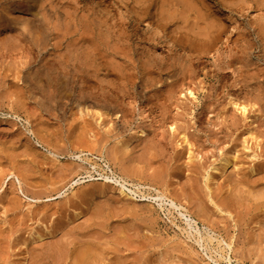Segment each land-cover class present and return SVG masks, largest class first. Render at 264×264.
Wrapping results in <instances>:
<instances>
[{
  "label": "rangeland",
  "instance_id": "rangeland-1",
  "mask_svg": "<svg viewBox=\"0 0 264 264\" xmlns=\"http://www.w3.org/2000/svg\"><path fill=\"white\" fill-rule=\"evenodd\" d=\"M2 1L0 10L5 11L4 17H16L18 14L14 12L13 6ZM23 1L34 4L35 11L39 12L41 18L47 16L48 11L60 12L61 21L46 17L50 25L44 24L47 27L42 28V31L44 29L47 36L50 31L59 35L48 36L46 43L54 45L53 41H56L59 42L57 45L61 43V48L65 49L67 44L63 43L61 36L67 31L66 35L70 39L72 37L69 42L74 43L69 46L76 44L78 47L76 53H72L78 59L77 62L91 64L92 71L100 65L96 69L99 70V77L92 79L98 82V94L105 101L103 106H94L88 112H80L79 108L70 109L71 107L41 108L38 104L40 99L29 93L26 80L33 84L40 82L34 72L42 56L37 51H34L37 53L35 54L29 50V47L26 49L17 39H0V185L4 182L3 189L0 188V264H72V257L67 260H53L51 257L55 250V254L63 250L77 254L86 246L90 250V242L97 245L96 248L91 244L93 248L103 251L109 257L100 264H114L115 252L119 248L124 249L120 252L129 256V260L137 258L135 264H264V197L261 201L260 198L258 201L255 199L256 193H264V0H121L135 12L139 11L142 3L153 4L154 13L159 15L162 12L161 16L168 18L169 22L164 20L163 23L167 27L165 29L175 36L177 48L156 37L144 22L141 25L129 24L113 0L19 2L25 5ZM187 4L189 10L184 7ZM63 9L65 13L62 12ZM164 13L169 14L166 16ZM168 15L173 17L170 18L171 21ZM185 21L188 22L184 23ZM64 23L70 24L64 27ZM21 24L23 23L18 25ZM207 25H215V28L212 27L215 31L207 28ZM83 32H88L91 39L87 38L92 43L84 41V44L77 39L80 34L83 36ZM237 33L241 38L235 37ZM205 34L208 35L207 38ZM73 38L79 41L74 42ZM227 38H231V44H224ZM213 42L222 51L220 57L214 53L210 56L200 53L201 49L211 48L212 51L213 45L216 46ZM96 43L99 46H94ZM204 43H208V47ZM91 49H94V55ZM241 49H246V53L241 54ZM236 52L246 61L240 62L235 57ZM230 60L234 62L228 68L226 62ZM236 65L237 69L240 66L238 70ZM242 72H246V76ZM188 87H191L192 95L187 91ZM65 96L63 100L70 99L69 93ZM109 99L112 100L109 102ZM236 100L238 104L244 102L247 105L250 112L247 118L244 119L246 116L231 104L230 101ZM251 104L255 107L252 108ZM106 105L108 106L104 107ZM98 113L100 120H97ZM146 115L152 121L147 122L144 118ZM83 120L88 121L89 126H81ZM252 121L256 128H250H255L254 135L259 134L255 135L258 139L256 141H251L246 134L248 124ZM139 126L144 128L147 135L127 144ZM182 137L189 142L182 143ZM190 153L194 158L192 160H189ZM220 153L237 158L235 161H238V168H231L232 172L218 182L207 183L209 175H216L211 169L217 165ZM79 155H85L88 161L82 164L83 168H78L81 164L76 157ZM121 165L135 172L131 179L127 178L129 189H135L134 186L155 188V191L149 193L155 195L158 191L165 194V205L160 208L158 202L142 204L137 200H127L119 195L117 187L103 181L71 186L79 178H82L79 182L90 180L89 176L94 179L122 177ZM23 169H30L31 172L29 178L23 177L25 183L22 182V190L25 197L33 199L32 202L16 190L19 188L16 177L22 180L19 174ZM60 169L65 170L64 175H60ZM11 173L15 177H11ZM252 173L254 174L248 176ZM259 175L263 176L262 179ZM27 179L33 181L29 182ZM229 181L231 182L228 183ZM208 186L211 187L210 190ZM254 186L255 191L261 188L262 192L260 193V189L259 192L253 191ZM248 187L253 192H249ZM102 189L105 191L101 192ZM37 195L41 197H36ZM173 199L177 203V209L170 208V200ZM222 201L234 205L231 214L224 209L221 213L223 216L216 212V208L224 204ZM255 205L258 211L261 209L260 213H256L258 211ZM167 209H170V215ZM74 212L81 215L76 219ZM135 213L140 216L136 217ZM180 214L198 223L197 230L203 238H216L213 241L215 247L218 239L223 241L222 248H225V243H230L231 250L226 248L228 253H223L221 258L220 253L215 254L213 250L210 254V251L201 248L196 242L197 232L193 231L194 235L188 236L184 218ZM217 218H221V221ZM140 219L144 222H138ZM211 220L213 224L207 226V222ZM131 221L143 223V227L142 224L139 225L140 234L131 230V237L128 239L138 244L137 249L134 248L135 244L132 246V242L129 244L131 248H126L123 243L124 246L120 245V239L117 240L120 232ZM78 226H84L90 231L80 233L82 229L76 231ZM118 229L121 231L117 234ZM44 230L56 233L51 238L52 241L56 239L53 241L54 246H50L52 241L44 234ZM36 233L42 237L45 235L44 239L36 241ZM45 242L49 244L45 245ZM93 248L91 250H95ZM34 249L41 254L37 252L40 260H36L39 262L34 261ZM120 252L116 254V259H124ZM110 253L114 256L113 259ZM130 255L136 258H131ZM116 262L118 261L115 264Z\"/></svg>",
  "mask_w": 264,
  "mask_h": 264
},
{
  "label": "bare ground",
  "instance_id": "bare-ground-1",
  "mask_svg": "<svg viewBox=\"0 0 264 264\" xmlns=\"http://www.w3.org/2000/svg\"><path fill=\"white\" fill-rule=\"evenodd\" d=\"M1 1V0H0ZM19 1H21V0H3L2 2H5L6 4H11V6H13V9H14V12L15 13H17L18 15L15 17H12L13 15H11L10 17H12V19H10V20H8L10 17H8V19H7V17L5 18L4 17V15H3V13L5 14V11L3 12L2 11V9L0 10V11H2V12H0V39H2V38H11V39H17L21 44H22V46H24L26 49H27V47H29L30 49L29 50H31V51H37V53L39 54V56H42V59L40 60V61H38V67H37V70L34 72V75L40 80V82L39 83H36V84H33V83H30L29 82V80L27 81L26 80V78H25V80H26V82H27V89H28V91H29V93L31 94H33V95H36L37 96V98H39L40 99V101L38 100V104H39V106L41 107V108H47V109H54V108H58V107H63V109L66 107V109L69 107H71L70 109H77V108H79V110H81L80 112H83L84 110H87L86 112H88V110L89 109H91V108H94V106H96V108H97V106H103L104 104V101H105V98L102 96H100L101 94H98V88H99V86L97 85V83L95 82V80L94 79H92V78H96V77H99L98 76V71L99 70H94V71H92L91 69H92V65L91 64H87L86 62L85 63H78L77 62V58L74 56H72V53H76V51H77V45L75 44V45H71V46H69V44L70 43H73L72 41L71 42H69L71 39H72V37H71V39L66 35V33H68L67 31H65V30H63V31H65L66 33H64L62 36H61V40L63 41V43L65 42L67 45H65V49H62L61 48V43L59 44V45H57L59 42H56V41H53V42H55L54 43V45L52 44V45H49L48 43H46V39H48L47 37L49 36V37H54V36H59V35H56L57 33H52V31H50L49 32V35L47 36V32H46V34H45V32H44V29H43V31H42V28H45V27H47L48 25H50L49 24V21L47 20V18L46 17H50V18H54V19H56L57 21H61L60 20V16H59V13H57V12H52V11H48V15L46 16L45 15V17L44 16H42V18L39 16L40 14H39V12H37V11H35V5L33 4L32 5V3L30 4V2L27 4V2H25L24 3V1H23V3L25 4V5H23V4H21ZM114 1V3L116 4V7H117V9H118V11L121 13V15L126 19V21H128V23L129 24H137V25H141V23H145V26L146 27H148V28H151V30H152V32L154 33V35L156 36V37H158V38H162V39H164V40H166L167 41V43L171 46V47H174V48H177V46H178V42H177V40L165 29V28H167L166 27V25H165V23H163V21L165 20L166 22L168 21L169 22V20H168V18L167 19H164V17H162L161 16V13L162 12H160L159 13V15L158 14H156V12L154 13L153 12V8H154V6H153V4H149V5H146L145 3H142L140 6H139V11L138 12H135V11H133V10H131V9H129V7L128 6H126L121 0H113ZM168 1H170V0H168ZM182 1V0H181ZM39 2V1H38ZM40 2H42V0L40 1ZM174 2V1H173ZM172 2V3H173ZM180 2V1H179ZM186 2H187V0H186ZM236 2V1H235ZM260 2V1H259ZM175 3H177V2H175ZM182 3H185V2H182ZM220 3V2H219ZM5 4V5H6ZM136 4V3H135ZM169 4L171 5V3L169 2ZM188 4H190V2L188 3ZM188 4H187V6H184V7H186V8H188V10L190 9L189 7H188ZM192 4V3H191ZM222 4V3H221ZM185 5H186V3H185ZM224 5V4H223ZM242 5V4H241ZM240 5V6H241ZM257 5V4H256ZM2 6V5H1ZM178 6H179V4H178ZM189 6H191V7H194V6H192V5H189ZM207 6V5H206ZM227 6V5H226ZM3 7V6H2ZM58 6L56 5V8H57ZM212 7H213V5H212ZM4 8V7H3ZM6 8H7V6H6ZM8 8H9V6H8ZM54 8H55V6H54ZM60 8V7H59ZM62 8H64L63 7V5H62ZM62 8H60V10L62 9ZM195 8V7H194ZM210 8H211V6H210ZM12 9V8H11ZM12 9V10H13ZM208 9V8H207ZM238 9V8H237ZM4 10H6V9H4ZM10 10V9H9ZM11 10V11H12ZM52 10V9H51ZM55 10V9H54ZM161 10V9H160ZM222 10V9H221ZM228 10V9H227ZM239 10V9H238ZM8 11V10H7ZM11 11H9V13L11 12ZM57 11V10H56ZM65 10L63 9L62 10V12L63 13H65L64 12ZM158 11V10H157ZM166 11V10H165ZM164 11V12H165ZM213 11V10H212ZM13 12V13H14ZM61 12V13H62ZM168 12H169V10H168ZM191 12V11H190ZM242 12V11H241ZM9 13L8 14H6V15H9ZM62 13V14H63ZM67 13V12H66ZM170 13V12H169ZM169 13H167V14H169ZM235 13H238V12H235ZM11 14V13H10ZM165 14V13H164ZM163 14V15H164ZM167 14H165L166 16H167ZM233 14V13H232ZM16 15V14H15ZM63 15H65V14H63ZM62 16V15H61ZM63 17V16H62ZM67 17V16H66ZM168 17H169V15H168ZM189 17V16H188ZM241 17V16H240ZM170 18H173L172 16L171 17H169V19ZM208 18V17H207ZM62 19V18H61ZM124 19V20H125ZM185 19V18H184ZM187 19V18H186ZM189 19V18H188ZM50 20V19H49ZM66 20V19H65ZM175 20V19H174ZM177 20V19H176ZM64 21V20H63ZM170 21H171V19H170ZM179 21V20H178ZM182 21H184L183 19H182ZM189 21V20H188ZM187 21V22H188ZM213 21V20H212ZM212 21L210 22V23H212ZM20 22L21 23H23V24H21V25H18V24H20ZM65 22V21H64ZM186 21L184 22V23H187ZM214 22V21H213ZM233 22H235V21H233ZM238 22V21H237ZM171 23H173V22H171ZM183 23V22H182ZM183 23V24H184ZM210 23H208V24H210ZM215 23V22H214ZM227 23V22H226ZM44 24L45 25H47V26H44ZM65 24V23H64ZM70 24V23H69ZM69 24H65V25H63L64 27L66 26V25H68L69 26ZM213 24V23H212ZM211 24V25H212ZM220 24V23H219ZM218 24V25H219ZM95 25V24H94ZM240 25H241V23H240ZM21 26V27H20ZM90 26V25H89ZM215 26V25H214ZM214 26H212L213 28H215ZM224 26V25H223ZM170 27V26H169ZM174 27V26H173ZM209 27H210V29H212V27L209 25ZM208 27V25H207V28H209ZM218 27V26H217ZM225 27V26H224ZM223 27V28H224ZM18 28V29H17ZM19 28H23L24 30H26V31H28L27 33H28V35H27V33H26V31L25 32H23L24 30H21V29H19ZM49 28V27H48ZM51 28V27H50ZM67 28V27H66ZM71 28H73L72 27V25H71ZM90 28V27H89ZM218 28H220V26L218 27ZM217 28V29H218ZM46 29V28H45ZM253 29V28H252ZM260 29V28H259ZM262 29V28H261ZM62 30V29H61ZM85 30H88L89 31V29H85ZM213 30V29H212ZM211 30V31H212ZM221 29H219V31H220ZM225 30V29H224ZM240 30V29H239ZM258 30V29H257ZM47 31V30H46ZM60 31V30H59ZM83 30H81V32H82ZM213 31H215V29L213 30ZM227 31V30H226ZM90 32V31H89ZM91 32H93V31H91ZM216 32H218V31H216ZM221 32H223V31H221ZM221 32H219V33H221ZM229 32V31H228ZM234 32V31H233ZM260 32V31H259ZM262 32V31H261ZM59 33H61V32H59ZM209 33V32H208ZM211 33V32H210ZM80 34V33H79ZM78 34V35H79ZM173 34H175V33H173ZM217 34V33H216ZM233 34V33H232ZM239 33H237V36H235V37H238L239 35H238ZM89 34H88V32H83V36L80 34V38H79V36L77 37V39H80L82 42H86V43H88L89 42V39H91L89 36H88ZM210 35V34H209ZM235 35V34H234ZM245 35H247V34H245ZM87 36H88V38H87ZM90 36H91V34H90ZM207 36L208 35H206L205 34V38H207ZM233 36V35H232ZM244 36V35H243ZM45 37V38H44ZM248 37V36H247ZM56 38V37H55ZM59 38V37H58ZM58 38H57V40H58ZM177 38V37H176ZM204 38V39H205ZM239 38H241V36H239ZM259 38V37H258ZM209 40L211 39V37L210 38H208ZM214 39V38H213ZM222 39H223V37H222ZM238 39V38H237ZM243 39V38H242ZM56 40V39H55ZM97 40V39H96ZM179 40V39H178ZM206 40V39H205ZM215 40V39H214ZM61 41V42H62ZM73 41L74 42H78L77 40H74V38H73ZM93 41V40H92ZM212 41V40H211ZM216 41H219V40H216ZM220 41H221V39H220ZM219 41V42H220ZM234 41V40H233ZM245 41V40H244ZM51 42H52V40H51ZM52 42V43H53ZM67 42H69V43H67ZM85 42H84V44H85ZM91 42V41H90ZM89 42V43H90ZM181 42V41H180ZM204 42H206V41H204ZM229 42H231V38H227L226 39V42L224 43V44H227L228 45V43ZM235 42V41H234ZM239 42V41H238ZM237 42V43H238ZM241 42V41H240ZM249 42V41H248ZM57 43V44H56ZM92 43V42H91ZM94 43H95V41H94ZM236 43V44H237ZM74 44V43H73ZM78 44V43H77ZM200 44V43H199ZM199 44H198V46H199ZM205 44V43H204ZM211 44V43H210ZM213 44H215L216 45V43H214L213 42ZM223 44V45H224ZM229 44H231V43H229ZM234 44V43H233ZM252 44V43H251ZM254 44V43H253ZM264 44V43H263ZM89 45V44H88ZM98 44L96 43V45L94 44V46H97ZM201 45V44H200ZM208 45V43L207 44H205L204 46H206V47H208L207 46ZM247 45V44H246ZM31 46L32 47H35V49L34 48H31ZM81 46V45H80ZM83 46H86V45H83ZM99 46V45H98ZM198 46H197V49H198ZM225 46V45H224ZM231 46V45H230ZM238 46V45H237ZM249 46H251V45H249ZM264 46V45H263ZM209 47H211V45L209 46ZM213 47H214V49L211 51V48L208 50V48L206 49V50H203L202 51V49H201V52L199 51V50H197V52L199 51L201 54H205L206 53V55L208 54L209 56H210V54L211 53H214V54H216V55H218L219 57H220V55H221V50H220V47H218L217 45L216 46H214L213 45ZM226 47V46H225ZM236 47V46H235ZM92 48H93V46H92ZM202 48H203V44H202ZM229 48V47H228ZM242 48V47H241ZM244 48V47H243ZM68 49H71V50H68ZM94 49H95V47H94ZM94 49L92 50V55H94ZM98 49V48H97ZM96 49V50H97ZM233 49H234V47H233ZM232 49V50H233ZM237 49V48H236ZM251 49V48H250ZM254 49V48H253ZM264 49V48H263ZM64 50H65V53H64ZM80 50V49H79ZM90 50V51H91ZM96 50H95V52H96ZM225 50V49H224ZM232 50H230V51H232ZM246 50V49H245ZM245 50L244 49H241L240 50V52H241V54H245L246 52H245ZM249 50V49H248ZM31 51H29V52H31ZM238 51V50H237ZM34 52V53H35ZM62 52L64 53V54H62ZM67 52H68V54H67ZM227 52V51H226ZM235 52V51H234ZM37 53H35V54H37ZM97 53H98V51H97ZM96 53V54H97ZM229 53V52H228ZM256 53V52H255ZM258 53V52H257ZM89 54H91V52L89 53ZM213 54V55H214ZM231 54V53H230ZM232 54H233V52H232ZM236 54L238 55V53L236 52ZM252 54V53H251ZM254 54V53H253ZM260 55H261V53H259ZM262 54H264V53H262ZM99 55V54H98ZM207 55V56H208ZM212 55V54H211ZM225 55H227V53L225 54ZM235 56L240 62H241V60L243 59V58H241L242 56ZM258 55V54H257ZM100 56V55H99ZM99 56H97V57H99ZM218 56L216 57L217 59H218ZM245 56V55H244ZM52 57V59H49V58H51ZM93 57V56H92ZM101 57V56H100ZM202 57V56H201ZM232 57H234V56H232ZM234 57V58H235ZM248 57H249V54H248ZM258 57H261V56H259L258 55ZM264 57V56H263ZM228 58H229V56H228ZM252 58V57H251ZM58 59H61L60 61H58ZM81 59V58H80ZM221 59V58H220ZM230 59V58H229ZM253 59V58H252ZM101 60V59H100ZM219 60V59H218ZM191 61V60H190ZM238 61V62H239ZM245 61H246V59H245ZM244 60H242V62H245ZM233 62H234V60H230V61H227L226 62V65H227V67L228 68H231V65L233 64ZM235 62H237V61H235ZM101 63V62H100ZM201 65H203V63L201 64ZM200 65V66H201ZM235 65V64H234ZM242 65V64H241ZM248 65V64H247ZM108 66V65H107ZM237 66L238 65H236V69H237ZM221 67V66H220ZM226 67V68H227ZM197 68H200V67H197ZM219 68V67H218ZM223 68V67H222ZM239 68H240V66H239ZM238 68V69H239ZM242 68H244V67H242ZM246 68V67H245ZM237 69V70H238ZM198 70V69H197ZM221 70V69H220ZM234 70V69H233ZM212 71V70H211ZM211 71H210V73H211ZM215 71V70H214ZM222 71H223V69H222ZM229 71V70H228ZM228 71H226V72H228ZM254 71V70H253ZM213 72V71H212ZM224 72H225V70H224ZM232 72H234V71H232ZM241 72V71H240ZM248 72V71H247ZM250 72V71H249ZM220 73V72H219ZM239 72H237V74H238ZM245 73L246 72H244V74H243V72H242V74L243 75H245ZM258 74H259V72H257ZM222 74V73H221ZM225 74H227L228 75V73H225ZM225 74H224V76H225ZM230 74V73H229ZM253 74H254V72H253ZM263 74V73H262ZM207 75V74H206ZM219 75V74H218ZM232 75V74H231ZM239 75H241V73L239 74ZM238 75V76H239ZM242 75V76H243ZM251 75H252V72H251ZM209 76V75H208ZM222 76V75H221ZM229 76V75H228ZM246 76V75H245ZM259 76V75H258ZM263 76V75H262ZM28 77V76H27ZM250 77V76H249ZM29 78V77H28ZM241 78H243V77H241ZM254 78V77H253ZM98 79V78H97ZM221 79H222V77H221ZM247 79V78H246ZM221 81V80H220ZM243 81V80H242ZM96 83V84H95ZM258 85V84H257ZM258 86H260V85H258ZM264 87V86H263ZM262 87V88H263ZM97 89V90H96ZM180 89H181V87H180ZM190 89H191V87H190ZM189 89V87H188V89H187V91H190V95H192L193 93H192V91ZM264 89V88H263ZM260 90V89H259ZM259 92V91H258ZM66 93H69V97H70V99H66V100H68V101H66V100H63V99H65L66 98V96H65V94ZM65 96V98H63ZM101 97V98H100ZM105 97H108V96H105ZM264 96L262 95V98H263ZM103 98V99H102ZM112 100V99H111ZM110 99H109V102L111 101ZM239 101V100H238ZM264 101V100H263ZM230 102H232L231 104L232 105H234L239 111H240V113L243 115V116H246V117H244V119L245 118H247V115H248V113H250L249 112V110H248V107H247V105H245L244 104V102L243 103H236L237 102V100L235 101V102H233V101H230ZM106 103V102H105ZM117 104V103H116ZM111 105V104H110ZM252 105L253 104H251V107H252ZM108 105H106V106H104V107H107ZM257 106V105H256ZM262 106V105H261ZM110 107V106H109ZM117 107H120V106H117ZM249 107H250V105H249ZM255 107V105L252 107V108H254ZM114 108V107H113ZM116 109V108H115ZM121 110L120 111H122V108H120ZM259 109V108H258ZM257 109V110H258ZM79 110H78V112H79ZM100 110H101V108H100ZM108 110V109H107ZM252 110V109H251ZM250 110V111H251ZM115 111V110H114ZM255 111V110H254ZM95 112H97V111H95ZM99 112V111H98ZM116 112H117V110H116ZM256 112V111H255ZM77 113V112H76ZM100 113V112H99ZM99 113H98V116H99ZM252 113V112H251ZM101 114V113H100ZM116 114V113H115ZM97 115V114H96ZM257 115V114H256ZM259 115V114H258ZM102 116V115H101ZM255 116V115H254ZM258 117V116H257ZM98 118V117H97ZM146 120H147V122H150V121H152V120H150V116L149 115H146L145 117H144ZM255 119V118H254ZM97 120H100V116H99V119H97ZM249 120V119H248ZM81 122V121H80ZM249 122H251V120L249 121ZM248 122V123H249ZM88 124V121H86V120H83L81 123H80V125L81 126H83V127H86V125ZM90 124V123H89ZM89 124H88V126H89ZM252 126H254V122L252 121V123H249L248 124V130H247V132H246V134L248 135V136H250V140L252 141H256V140H258V139H256V136L255 135H257V134H255L254 135V133L253 132H256V131H253L255 128H256V125L253 127L254 129L252 130V128H250V127H252ZM147 134H146V131L144 130V128L143 127H137V129L134 131V133H133V135H132V137H131V141H129L127 144H129V143H131L132 141H137V140H140V139H142L143 137H145ZM259 135V134H258ZM183 138V137H182ZM182 138H181V140H182ZM246 138V137H245ZM245 138H244V143H245ZM258 138V137H257ZM248 139V140H249ZM187 143V142H189L188 140L186 141V139L185 138H183V141H182V143ZM257 148H258V146H256ZM80 153H82V152H80ZM192 159H194L193 158V156H192V154L190 153V156H189V160H192ZM76 160L81 164V165H78V168H83V165L82 164H85L86 162H88L87 161V158L85 157V155H79V156H77L76 157ZM235 160H237V158L236 159H233V158H230L228 155H226V154H224V153H220V157H219V159H218V162H217V165H214L213 167H212V171L214 172V173H216V175L214 176V177H211L210 175L207 177V183L208 182H218V180L220 179H223L224 177H227V175H228V173L231 171V168L232 169H237L238 168V165H237V163L236 162H238V161H235ZM78 164V163H77ZM123 165V164H122ZM121 165V170H122V177H109V176H106V177H100V178H96V179H94V178H92V176H89V178H90V180H87V181H82V182H79L82 178H79L78 180H76L75 182H74V184H72L71 186L73 187L74 185L76 186V185H80V184H82V183H85V182H92V181H94V182H97V181H103L105 184H107V183H109V184H113L115 187H117L118 189V193H119V195L120 196H122V197H124L125 199H127V200H137V201H139V202H142V204H143V202H149V201H151V202H158V206L160 207V208H162L164 205H165V198H166V196H165V194H163V193H160V192H158V191H156V194L154 195H151L150 193H149V191H155L156 189L155 188H152V187H140V186H134L135 184H132V186H134L135 187V189H129L128 188V186H127V178H132V176H134L135 175V172H132V171H130V170H132V169H128L127 168V166L125 167H123ZM76 167H77V165H76ZM241 167V166H240ZM27 168H29V167H27ZM33 168H31V170H32ZM253 169V168H252ZM17 170H19V169H17ZM24 170V169H23ZM232 172V171H231ZM254 172V171H253ZM258 172V171H257ZM133 173H134V175H133ZM251 173V172H250ZM18 174H19V171H18ZM65 174V170L64 169H60V175H64ZM254 173H252V174H249L248 176H250V175H253ZM11 175V177H15L14 175H13V173H11L10 174ZM21 177H22V180H21V178L19 179L18 177H16V183L18 184V186H19V188L17 189L16 188V190H19L20 191V193H21V195L22 196H24L23 194V190H22V182L23 181H25V179L23 180V177H26V178H29L30 177V175H31V172H30V169H29V171L28 170H24V171H21L20 172V174H19ZM259 178L261 177V179H262V175L260 176H258ZM243 178H245L244 176H243ZM255 179L257 178V177H254ZM253 178V179H254ZM11 179V178H10ZM9 179V180H10ZM246 179H247V177H246ZM8 180V181H9ZM28 180V179H27ZM30 180V179H29ZM28 180V181H29ZM244 180V179H243ZM256 180H258V179H256ZM27 181V184H29V182H31V181H33V180H31V181H29L28 182ZM154 181H156V180H154ZM248 181H249V179H248ZM210 182V183H211ZM231 181H229L228 183H230ZM23 183H25V182H23ZM155 183V182H154ZM252 183V182H251ZM3 184H4V182H3ZM3 184H1L0 185V188L1 189H3L2 187H3ZM31 184V183H30ZM35 184V183H34ZM139 184V183H138ZM138 184H136V185H138ZM152 185V184H151ZM209 185V184H208ZM248 186V185H247ZM246 186V187H247ZM207 188H209V190H210V186H208ZM254 188H255V186H254ZM254 188H252V190L254 189ZM248 190H249V192H253V191H255L256 190V188L253 190V191H251V188H247ZM257 189H258V187H257ZM260 189V193L262 192L261 191V188H259ZM258 189V190H259ZM143 190H145V191H143ZM146 190H148V191H146ZM247 190V191H248ZM257 190V191H258ZM105 190L104 189H102V191L101 192H104ZM257 191H255V192H257ZM212 192V191H211ZM210 192V193H211ZM248 192V193H249ZM259 192V191H258ZM248 193H247V195H248ZM104 194V193H103ZM200 194V193H199ZM238 194L239 193H237V196H238ZM241 194H242V192H241ZM241 194H240V196H241ZM244 194V193H243ZM251 195H252V193H250ZM257 194V196H256V200L258 201V199H259V201H261L262 199H263V195H264V193H262V194H260V195H258V193H256ZM262 195V196H261ZM36 197H41L40 195H37ZM35 197V198H36ZM173 197V196H172ZM218 197V196H217ZM220 197V196H219ZM249 197H250V195H249ZM24 198L25 199H27L28 201H30V202H32L33 201V199H28L27 197H25L24 196ZM50 198V197H49ZM222 198V197H221ZM221 198L219 199V201L221 200ZM239 198V197H238ZM242 198V197H241ZM262 198V199H261ZM169 199V198H168ZM201 199V198H200ZM237 199V198H236ZM235 199V200H236ZM240 199V198H239ZM238 199V200H239ZM39 200V199H38ZM174 200V199H173ZM173 200H170L171 202H170V208L171 209H177L178 208V206L176 205L177 203H175V200L173 201ZM242 200H245V199H242ZM256 200H255V202H256ZM264 200V199H263ZM232 201V200H231ZM240 201V200H239ZM213 202V201H212ZM211 202V203H212ZM222 202H224V201H222ZM222 202H220L221 204H222ZM237 202V201H236ZM210 203V204H211ZM251 203V202H250ZM219 204V203H218ZM135 205V204H134ZM136 205H138V204H136ZM238 205V204H237ZM249 205V204H248ZM145 206V205H144ZM222 206H223V208H222ZM221 207H217L216 208V212H219L220 214L223 212V209H224V211L225 210H228V214H231L230 212L232 211V209H233V207H234V205H232L231 203H228V202H224V204L222 205ZM241 206V205H240ZM239 206V207H240ZM133 207V206H132ZM242 207V206H241ZM241 207H240V210H241ZM243 207H245V206H243ZM242 207V208H243ZM263 207V206H262ZM249 208V207H248ZM251 208H252V206H251ZM256 208H258V207H256V205H255V209ZM124 209H126V208H124ZM245 209H246V207H245ZM254 209V210H255ZM263 209H264V207H263ZM137 210V209H136ZM248 210V209H247ZM250 210V209H249ZM257 210V209H256ZM261 210V209H260ZM259 210V211H260ZM130 211H132V210H130ZM133 211H135V209L133 210ZM132 211V212H133ZM167 211H168V213H169V215L171 214V212H170V209H167ZM215 211V210H214ZM236 211H238V210H236ZM244 211V210H243ZM258 211V210H257ZM256 212V213H260V212ZM212 212H213V210H212ZM242 212V211H241ZM245 212V211H244ZM255 212V211H254ZM253 212V213H254ZM262 212V211H261ZM98 213L99 212H97V215H98ZM150 213V212H149ZM213 213H215V212H213ZM212 213V214H213ZM248 213H249V211H248ZM247 213V214H248ZM252 213V214H253ZM136 214V215H135ZM135 214H133V216L135 215L136 217L137 216H140V215H137V213H135ZM138 214H139V212H138ZM148 214V213H147ZM203 214V213H202ZM219 214V215H220ZM237 214H238V212H237ZM247 214H246V216H247ZM255 214V213H254ZM81 214L79 213V212H74V216H75V218L77 219L79 216H80ZM130 216L132 215V214H129ZM144 215V214H143ZM181 215V217L182 218H184V221H185V226H186V228H185V231H187V234H188V236H193L194 235V233H193V231L196 233L197 232V235H198V237L196 238L197 240H196V242H197V244H199L200 245V247L201 248H203L204 250H206L207 252L208 251H210V254L213 252V250H214V252H215V254H218V255H220L221 254V258L223 257V253H228V250H231V244L229 243H225L226 245H225V248H222V246H221V244L223 243V241L221 240H218L217 239V245H216V247L214 246V244H213V241H214V239H216V238H214L213 236H207L206 238H203L199 233H198V230H197V228H198V223L196 222V221H193L190 217H187V216H185L184 214H180ZM199 215V214H198ZM214 215V214H213ZM216 215H218L217 213H216ZM222 215V214H221ZM239 215V214H238ZM237 215V216H238ZM242 215V214H241ZM95 216H96V214H95ZM94 216V217H95ZM132 216V217H133ZM145 216V215H144ZM200 216V215H199ZM223 216V215H222ZM237 216H236V218H237ZM253 217H254V215H252ZM250 217L249 216V218H253V217ZM135 217V218H136ZM202 217V216H201ZM200 217V218H201ZM203 217H204V215H203ZM206 217V216H205ZM215 217V216H214ZM233 217H235L234 216V213H233ZM241 217V216H240ZM243 217V216H242ZM256 217V219H257V216H255ZM74 218V217H73ZM96 218V217H95ZM199 218V217H198ZM207 219H210V218H208L207 217ZM217 219H220L219 221H221V218H217ZM254 219V218H253ZM153 221H154V219H152ZM202 220V219H201ZM237 220H239V219H237ZM241 220H243V219H241ZM245 220V219H244ZM259 220V219H258ZM138 221V220H137ZM140 221H142V222H144L143 220H139L138 222H140ZM138 222H136V221H133V223H132V221H131V224L129 225V226H127L126 227V229H123V231L122 232H120L121 230H119L120 229V227H119V231L118 232H116L117 234L120 232V235H119V238H117V240L118 239H120V242H121V244L120 245H125V247L126 246H129V244L132 242V240L131 241H129L128 239H130V237H129V235H131L130 234V232H132V231H137V233L139 232V230L141 229L140 228V226H141V224H142V227H143V223H138ZM205 222V221H204ZM203 222V223H204ZM207 222V221H206ZM245 222V221H244ZM258 222V221H257ZM125 224V223H124ZM128 224V223H127ZM146 224V223H145ZM207 226H209V224H213V222H212V220L211 221H208L207 222ZM218 224V223H217ZM98 225V224H97ZM120 225V224H119ZM140 225V226H139ZM215 225V224H214ZM85 226V225H84ZM84 226H83V228H82V226L81 227H79V228H77L76 229V231H79V230H81V232L80 233H86V232H88V231H90L89 229H86V228H84ZM95 226V225H94ZM120 226H123V225H120ZM125 226V225H124ZM213 226V225H212ZM103 227V226H102ZM215 227H216V225H215ZM214 227V228H215ZM218 227V226H217ZM223 227V226H222ZM103 228H106V227H103ZM213 228V227H212ZM100 229H101V227H100ZM218 229V228H217ZM216 229V230H217ZM220 229H221V227H220ZM219 229V230H220ZM53 230V229H52ZM132 230V231H131ZM218 230V231H219ZM223 230V229H222ZM226 230V229H225ZM45 232H46V230H44ZM47 231H50V230H47ZM189 231V232H188ZM53 232H54V230H53ZM142 232V231H141ZM211 232V231H210ZM226 232V231H225ZM47 233V234H46ZM46 233H44L46 236H47V238H49L50 237V239L49 240H51V238H52V236H53V234L55 235L56 233H52V232H46ZM37 234V233H36ZM43 234V233H42ZM41 234V235H42ZM117 234H116V236H117ZM135 234V233H134ZM138 234H140V233H138ZM144 234V233H143ZM228 234V233H227ZM226 234V235H227ZM45 235H43L44 237H45ZM136 235V234H135ZM134 235V236H135ZM35 236H36V238H35ZM33 235V238H35V240L36 241H41L42 239H44V237H42V236H40V235ZM49 236V237H48ZM142 236V235H141ZM137 237V236H136ZM144 237V236H143ZM142 237V238H143ZM262 237V236H261ZM33 238H31V240L33 239ZM230 238V237H229ZM136 239V238H135ZM134 239V240H135ZM147 239V238H146ZM54 240H56L55 238H54ZM53 240V241H54ZM127 240L129 241V242H127ZM139 240V239H138ZM45 241V240H44ZM47 241V240H46ZM52 241V240H51ZM51 242L50 243V246L52 247V245L54 244V242ZM230 240H228V242H229ZM34 242V241H33ZM43 242V241H42ZM41 242V243H42ZM48 242V241H47ZM50 242V241H49ZM56 242V241H55ZM120 242H118V243H120ZM134 242V241H133ZM131 243L132 244V246H133V244H135V243ZM140 242H142V241H140ZM38 243V242H37ZM36 243V244H37ZM57 243H58V241H57ZM57 243H55V244H57ZM123 243V244H122ZM143 243V242H142ZM35 244V243H34ZM49 244V243H48ZM48 244H46V242H45V245H48ZM59 244V243H58ZM90 244V245H89ZM88 244V246H90V247H92L93 248V246L91 245V244H95V243H89ZM114 244H116L117 245V243L115 242ZM113 244V245H114ZM130 244V245H131ZM146 244V243H145ZM42 245V244H41ZM43 245H44V243H43ZM119 244H118V246H120ZM123 245V246H124ZM54 246V245H53ZM59 246H60V244H59ZM62 246V245H61ZM66 246V245H65ZM95 246V245H94ZM112 246V245H111ZM111 246H110V248H111ZM57 247H58V245H57ZM96 248H97V245L95 246ZM124 247V248H125ZM130 247V246H129ZM141 247V246H140ZM215 247V248H214ZM42 248V247H41ZM54 248V247H53ZM53 248H51V250L53 249ZM61 248V247H60ZM87 248V249H86ZM86 248L85 249H82V251L81 252H79L78 251V253L77 254H74V253H67V252H65L64 250L63 251H60V250H58V251H60V253H56L55 254V252H56V250H55V252H54V254H53V256L51 257L52 259L54 258V259H59V260H61V259H66L67 260V258H69V257H72L71 259H74V260H72L73 262H75V264H100L101 262L103 263V261H104V259L105 258H108L109 259V257H106V255H105V253H103V251L102 252H99V251H97V249L96 248H93V249H95V250H91L92 248H90V250L88 249V247L86 246ZM126 248H128V247H126ZM126 248H125V250H126ZM131 248V247H130ZM129 248V249H130ZM134 248L135 249H137V248H139L138 247V244L136 245H134ZM228 250H227V249ZM250 248V247H249ZM55 249V248H54ZM59 249V248H58ZM62 249H65V248H62ZM99 250H101L100 248H98ZM108 249V248H107ZM106 249V250H107ZM112 249H113V247H112ZM132 249H133V247H132ZM134 249V250H135ZM141 249H143V248H141ZM256 249V248H255ZM48 250V249H47ZM73 250V249H72ZM115 250H117V249H114V251ZM120 250L121 251H123L122 249H120L119 248V251L117 252V253H119L120 252ZM128 250V249H127ZM138 250H140V249H138ZM53 251V250H52ZM76 251V250H75ZM96 251V252H95ZM107 251H109L110 252V250H107ZM33 253V251H30V253ZM38 251H36L35 252V249H34V256H33V258H34V261H37V262H39V256H38V253L40 254V252H38ZM77 252V251H76ZM106 253H108V252H106ZM116 252H115V258H114V256L110 253V255H111V259H113L114 258V264H115V261H118V262H116V264H135L134 263V261L137 259L135 256H131L130 255V257L131 258H136L134 261H131V260H129V256H126V255H124L123 254V252H120L121 254H123L124 255V259H120V258H118V259H116V254H117ZM127 253V252H126ZM220 253V254H219ZM51 254V253H50ZM114 254V253H113ZM133 254H135V253H133ZM137 254V253H136ZM41 255V254H40ZM138 255V254H137ZM136 255V256H137ZM225 255V254H224ZM226 256H227V254H226ZM26 257V256H25ZM29 257H31V256H29ZM122 257V256H121ZM24 258V257H23ZM209 258H211L212 259V257L210 256ZM25 259V258H24ZM28 259V258H27ZM30 259V258H29ZM36 259H39V260H36ZM51 259V261L53 262V260ZM110 259V260H111ZM116 259V260H115ZM226 259V258H225ZM32 260V259H31ZM42 260V259H41ZM44 261H45V259H43ZM42 260V261H43ZM109 260V261H110ZM58 261V260H57ZM71 261V262H72ZM137 261H138V259H137ZM47 262V261H46ZM55 263H56V260L54 261ZM59 262V261H58ZM63 262H65V260L63 261ZM63 262H60V263H63ZM72 262V264H74ZM33 263V262H32ZM105 263V262H104ZM138 263V262H137ZM22 264H24V263H22ZM35 264V263H34ZM37 264V263H36ZM38 264H40V263H38ZM45 264V263H44ZM67 264H69L68 262H67ZM108 264V263H107Z\"/></svg>",
  "mask_w": 264,
  "mask_h": 264
}]
</instances>
